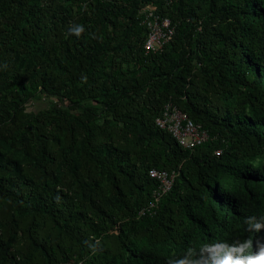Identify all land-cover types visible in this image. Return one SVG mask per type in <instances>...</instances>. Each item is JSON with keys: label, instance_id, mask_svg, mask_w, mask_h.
<instances>
[{"label": "trees", "instance_id": "16d2710c", "mask_svg": "<svg viewBox=\"0 0 264 264\" xmlns=\"http://www.w3.org/2000/svg\"><path fill=\"white\" fill-rule=\"evenodd\" d=\"M147 5L175 29L156 51ZM167 103L210 139L180 146ZM151 168L177 175L141 213ZM262 216L264 0H0V264H216L187 249L264 242Z\"/></svg>", "mask_w": 264, "mask_h": 264}, {"label": "built area", "instance_id": "2783aa9c", "mask_svg": "<svg viewBox=\"0 0 264 264\" xmlns=\"http://www.w3.org/2000/svg\"><path fill=\"white\" fill-rule=\"evenodd\" d=\"M155 10V7L151 5H147L141 10L145 14L144 22L148 28L144 44L146 51L161 49L165 43L172 39L175 32L170 18L161 16ZM155 122L159 128L168 131L180 146L187 149H195L210 139L209 131L206 128L195 123L185 111L172 103L165 105ZM216 153H220V150ZM149 175L157 181V188L154 191V201L141 213L155 207L160 199L172 189L177 172L151 168Z\"/></svg>", "mask_w": 264, "mask_h": 264}, {"label": "clouds", "instance_id": "9594fccd", "mask_svg": "<svg viewBox=\"0 0 264 264\" xmlns=\"http://www.w3.org/2000/svg\"><path fill=\"white\" fill-rule=\"evenodd\" d=\"M69 34L79 38L85 32V27L82 24H74L69 29ZM6 67V66H5ZM82 82H87V77H81ZM59 200V197H57ZM247 230L249 232H261L264 230V216L259 220L256 217H249L245 220ZM99 244V241H96ZM96 244H90L89 247L93 251L96 250ZM207 250L214 253L216 256H222L216 264H264V242L254 240L249 237L243 241H237L229 244L225 241H217L215 243L203 244L199 249L188 248L187 251L195 256L196 251ZM171 264H198L194 259L187 257L177 258L171 261Z\"/></svg>", "mask_w": 264, "mask_h": 264}, {"label": "rangeland", "instance_id": "374dc122", "mask_svg": "<svg viewBox=\"0 0 264 264\" xmlns=\"http://www.w3.org/2000/svg\"><path fill=\"white\" fill-rule=\"evenodd\" d=\"M50 101H51L50 99L45 98V97L34 99L30 103H28L27 109L28 110H33V109L39 110L41 108H46L48 106L51 107L53 105Z\"/></svg>", "mask_w": 264, "mask_h": 264}]
</instances>
